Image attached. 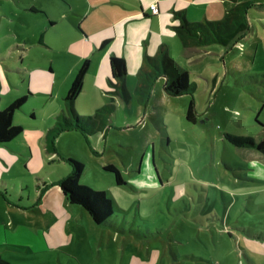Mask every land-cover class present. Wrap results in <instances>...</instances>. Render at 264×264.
<instances>
[{
  "label": "rangeland",
  "instance_id": "rangeland-1",
  "mask_svg": "<svg viewBox=\"0 0 264 264\" xmlns=\"http://www.w3.org/2000/svg\"><path fill=\"white\" fill-rule=\"evenodd\" d=\"M87 1L0 0V111L27 98L13 117L22 134L0 147V259L264 264V242L248 237L264 236V154L223 139L264 135L255 123L264 125V0H238L248 4L247 30L226 46L184 48L175 35L166 53L196 85L189 95L170 97L155 80L141 96L135 87L144 61L134 72L136 61L126 58L127 102L96 74L107 49H99L97 30L105 20ZM232 6L191 7L188 21L222 19ZM84 60L92 64L73 107L101 129L54 136L49 130ZM191 100L195 124L185 120ZM68 158L83 165L79 184L111 202L107 225L65 201L58 182L69 173ZM108 164L123 185L103 169Z\"/></svg>",
  "mask_w": 264,
  "mask_h": 264
},
{
  "label": "trees",
  "instance_id": "trees-1",
  "mask_svg": "<svg viewBox=\"0 0 264 264\" xmlns=\"http://www.w3.org/2000/svg\"><path fill=\"white\" fill-rule=\"evenodd\" d=\"M233 6L226 11L222 19L216 21L190 22L184 12H174V18L178 21L174 31L184 48L204 47L212 44L226 46L230 44L239 33L247 30L245 23V7L247 3H239L238 0H229ZM52 24V23H50ZM104 40L100 49L108 44ZM144 63L137 73L135 91L141 96H148L154 81L163 78V90L170 97H181L191 94L196 90V85L190 81L188 71L181 65L171 60L165 47L161 46L158 53L144 58ZM89 60H84L78 67L71 85L64 96V109L56 117L57 123L49 130V133L57 135L61 132L74 131L84 137L93 136L99 131L96 117L78 116L74 110V101L83 90V82L89 67ZM110 78L109 84L114 87L113 93L127 102L129 93L125 86L126 64L122 58L109 57ZM27 98L20 97L12 101L6 108L0 111V147H5L9 142L18 138L23 130L18 124L13 123L15 113L22 110ZM70 113V116H69ZM196 110L194 101L191 100L186 110L185 120L195 124ZM263 128L261 123L255 122ZM264 134V133H262ZM223 139L238 148L254 149L264 154V135L257 142L252 137H243L223 134ZM69 173L58 182V187L65 199L71 205H77L88 213L93 223L98 226L107 225L112 216L111 202L103 191H94L88 185L79 184L83 165L74 158H68ZM107 172L114 174L117 185H123L124 181L120 172L111 164L103 166ZM254 240H264V236L250 235ZM0 264H8L0 259Z\"/></svg>",
  "mask_w": 264,
  "mask_h": 264
},
{
  "label": "crops",
  "instance_id": "crops-1",
  "mask_svg": "<svg viewBox=\"0 0 264 264\" xmlns=\"http://www.w3.org/2000/svg\"><path fill=\"white\" fill-rule=\"evenodd\" d=\"M223 1L224 0H88L89 12L94 11L104 17V24L100 25L97 29L100 31L101 36H103L104 40H108L105 38L110 35L112 36L111 40H108L107 49L101 54L100 65H98V70L96 71L97 76H100L103 82L109 83L110 56L122 58L124 61H126V58L130 57L132 60L136 61L133 70L137 72V68H139L144 58L146 56H155L161 46L165 47L166 52H168V46L170 43L174 42L176 35L174 31V26L178 23L174 18V12L176 10L177 12H184L187 20H190L187 14L191 7H208V5H218V3H222ZM151 5H155L154 11L150 8ZM229 9H226L225 12ZM171 13H173V16H171ZM206 20L207 19H205V21ZM50 23H52L50 25H54L53 22ZM91 64L90 62L85 78ZM158 80L163 81V78H159ZM97 83L104 87L99 81H97ZM97 125L99 129H101V123L98 120ZM262 242H264V240H262Z\"/></svg>",
  "mask_w": 264,
  "mask_h": 264
},
{
  "label": "built area",
  "instance_id": "built-area-1",
  "mask_svg": "<svg viewBox=\"0 0 264 264\" xmlns=\"http://www.w3.org/2000/svg\"><path fill=\"white\" fill-rule=\"evenodd\" d=\"M150 8L154 11L155 10V5H151Z\"/></svg>",
  "mask_w": 264,
  "mask_h": 264
}]
</instances>
